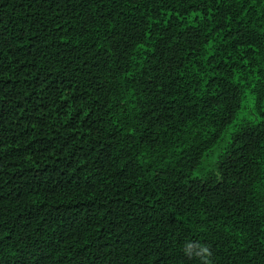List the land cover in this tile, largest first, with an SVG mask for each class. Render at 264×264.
<instances>
[{"label": "trees", "instance_id": "trees-1", "mask_svg": "<svg viewBox=\"0 0 264 264\" xmlns=\"http://www.w3.org/2000/svg\"><path fill=\"white\" fill-rule=\"evenodd\" d=\"M0 264H264V0H0Z\"/></svg>", "mask_w": 264, "mask_h": 264}]
</instances>
